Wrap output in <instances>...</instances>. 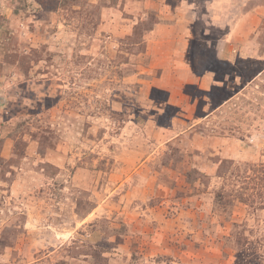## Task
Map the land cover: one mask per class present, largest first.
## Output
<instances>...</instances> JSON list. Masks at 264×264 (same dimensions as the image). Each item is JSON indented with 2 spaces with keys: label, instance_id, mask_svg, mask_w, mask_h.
I'll return each mask as SVG.
<instances>
[{
  "label": "rangeland",
  "instance_id": "1",
  "mask_svg": "<svg viewBox=\"0 0 264 264\" xmlns=\"http://www.w3.org/2000/svg\"><path fill=\"white\" fill-rule=\"evenodd\" d=\"M0 264H264V0H0Z\"/></svg>",
  "mask_w": 264,
  "mask_h": 264
}]
</instances>
